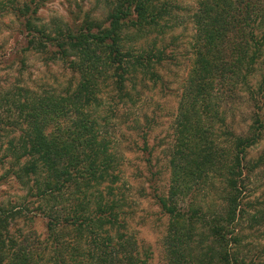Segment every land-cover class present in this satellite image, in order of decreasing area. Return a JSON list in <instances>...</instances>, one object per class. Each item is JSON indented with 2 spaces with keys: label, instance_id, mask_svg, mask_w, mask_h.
<instances>
[{
  "label": "trees",
  "instance_id": "16d2710c",
  "mask_svg": "<svg viewBox=\"0 0 264 264\" xmlns=\"http://www.w3.org/2000/svg\"><path fill=\"white\" fill-rule=\"evenodd\" d=\"M46 1L0 0L24 35L22 66L35 53L70 75L0 91V183L25 189L0 203V264H153L130 228L127 153L142 155L137 171L168 218L166 264H264L247 241L264 226V199L247 195L264 178V151L251 154L264 141V0H98L51 23ZM186 52L163 137L161 115L139 106L165 92L162 70Z\"/></svg>",
  "mask_w": 264,
  "mask_h": 264
},
{
  "label": "rangeland",
  "instance_id": "374dc122",
  "mask_svg": "<svg viewBox=\"0 0 264 264\" xmlns=\"http://www.w3.org/2000/svg\"><path fill=\"white\" fill-rule=\"evenodd\" d=\"M98 0H47L41 10L42 18L45 22L51 23L53 19L70 20L71 11H78L79 6L84 10L94 8ZM102 5L98 6L97 13L102 12ZM180 34L179 49L184 51L185 42L190 38L192 25L187 28H179L176 32ZM24 35L17 29L16 23L12 22L10 16H0V91L8 89L14 83L26 84L31 88L41 90L48 85L58 86L66 82L70 75L59 64L46 65L35 53L27 54V63L22 66L17 57V51L24 45ZM185 52V51H184ZM188 52L185 55H179L177 60L171 61L162 70L164 80L171 87L161 91L160 86L146 91L140 103L139 109L150 114L157 110L163 120V128L157 130V134L163 137L168 132L170 116L177 103V97L172 89L179 88L183 81L184 74L190 59ZM142 111H140L142 113ZM157 113V114H158ZM127 132L131 135L126 126H117L115 133ZM133 136V135H132ZM127 136V137H132ZM154 138V137H152ZM264 151V141L254 147L251 151L253 156H258ZM127 166L125 168L124 180L127 181V193L130 197L131 211L133 218L130 219L131 231L135 232L138 238L149 245L152 250L153 264H166L165 253L162 246V237L164 235L168 218L164 216L153 198V188L150 186L149 175H139L137 168L144 166L142 155L136 153H127ZM145 173H147L145 171ZM1 174V173H0ZM1 176V175H0ZM169 175H159V183L164 187L167 184ZM145 190V191H144ZM144 193V194H143ZM25 194V189L19 185L15 178L8 177L0 183V203H9V201H19V197ZM248 197L264 199V178H254ZM35 228L44 232V222L37 217ZM249 234L247 241L250 242L249 249L256 263L264 262V226L255 227Z\"/></svg>",
  "mask_w": 264,
  "mask_h": 264
}]
</instances>
